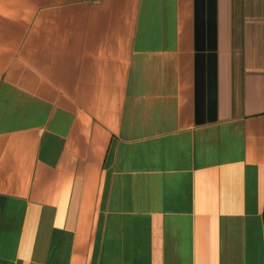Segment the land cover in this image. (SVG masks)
<instances>
[{
	"label": "crops",
	"instance_id": "0c3cea01",
	"mask_svg": "<svg viewBox=\"0 0 264 264\" xmlns=\"http://www.w3.org/2000/svg\"><path fill=\"white\" fill-rule=\"evenodd\" d=\"M0 264H264V0H0Z\"/></svg>",
	"mask_w": 264,
	"mask_h": 264
}]
</instances>
